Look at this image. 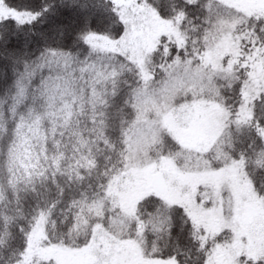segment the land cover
<instances>
[{
    "label": "snow or ice",
    "instance_id": "1",
    "mask_svg": "<svg viewBox=\"0 0 264 264\" xmlns=\"http://www.w3.org/2000/svg\"><path fill=\"white\" fill-rule=\"evenodd\" d=\"M0 264H264V0H0Z\"/></svg>",
    "mask_w": 264,
    "mask_h": 264
}]
</instances>
